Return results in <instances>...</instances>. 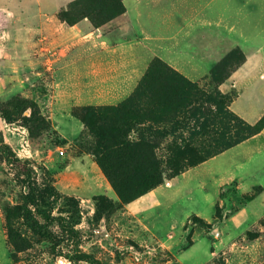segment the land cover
Listing matches in <instances>:
<instances>
[{
  "label": "rangeland",
  "instance_id": "obj_1",
  "mask_svg": "<svg viewBox=\"0 0 264 264\" xmlns=\"http://www.w3.org/2000/svg\"><path fill=\"white\" fill-rule=\"evenodd\" d=\"M53 1L0 0V108L12 103L16 119L8 124L0 117V131L22 161L34 164L38 186L37 202L26 205L20 169L0 149V264H88L69 259L76 250L102 264H264V131L175 178L164 174L162 185L122 203L96 162V137L75 116L91 106L79 104V97L97 86L80 82L78 69L59 74L58 51L52 49L73 48L80 55L84 41L59 18L74 0ZM124 4L145 17H125L122 31L111 25L105 34L143 41L138 49L145 62L158 58L185 77L181 70L193 65L177 56L182 44L201 45L205 58L210 47L221 62L234 49L247 59L264 41V0ZM203 79L196 84L215 89L211 76ZM112 85L98 88L108 92ZM218 90L231 111L238 92ZM39 210L63 218L65 227L46 221ZM33 221L42 228L34 229ZM46 231L60 241L55 253Z\"/></svg>",
  "mask_w": 264,
  "mask_h": 264
},
{
  "label": "trees",
  "instance_id": "obj_2",
  "mask_svg": "<svg viewBox=\"0 0 264 264\" xmlns=\"http://www.w3.org/2000/svg\"><path fill=\"white\" fill-rule=\"evenodd\" d=\"M125 13L124 0H74L59 12V18L68 26L88 19L100 28ZM245 61L240 49L232 50L212 69L215 89L208 91L157 58L132 95L119 105L86 106L75 111L96 137V162L122 203H131L162 185L164 174L175 178L264 131V115L249 124L226 107L228 97L218 90ZM11 104L0 108V117L8 124L16 121ZM132 133L137 134L134 140L130 139ZM0 149L5 161L20 169L17 181L28 189L23 196L25 204L34 205L38 199L34 164L22 161L1 131ZM38 213L46 221L62 222L65 227L63 218L48 211ZM27 215L32 217L31 212ZM32 226L42 228L36 221ZM43 236L55 253L61 245L58 238L50 231ZM69 259L102 264L78 250Z\"/></svg>",
  "mask_w": 264,
  "mask_h": 264
},
{
  "label": "crops",
  "instance_id": "obj_3",
  "mask_svg": "<svg viewBox=\"0 0 264 264\" xmlns=\"http://www.w3.org/2000/svg\"><path fill=\"white\" fill-rule=\"evenodd\" d=\"M57 1L54 0V4ZM70 1L72 0L65 3L67 4ZM125 17L140 20L145 17V14L141 11L129 12L127 10L124 15L100 28H95L88 19L74 26L67 25L65 27L67 31L78 32L82 41H84L78 52L80 55H77V50L74 52L73 48L69 53L67 48H57V45L52 47V49L56 48L58 51L55 55L59 56L56 59L61 66L58 71L59 74H70L78 69L80 76L83 77L79 79L80 82L97 86L95 93L91 91L82 93L79 97L82 103L79 104L103 106L121 103L132 95L145 76L150 63L149 61L145 62L146 57L144 56H146V53L138 49V44L143 41L135 39V41L129 42L122 35L105 34V28L111 25L113 27L119 25L121 30L123 18ZM139 24L141 22H132L135 27ZM201 32L203 31L198 34L200 35ZM209 32H211V29H209ZM262 43L252 55L247 56L245 63L220 85V89L224 93L233 88L236 89L238 92L237 97L232 101L230 109L249 124H255L264 115V41ZM208 49L207 58L201 54V45L193 44L189 48L188 45L182 44V47L178 50V57L191 59L193 70H180L195 83L203 82L204 77L211 76L212 69L220 61V57H217V51L210 50V47ZM129 59H131V63ZM101 83L114 85H112L110 91L105 92V90L102 91L98 88ZM80 127L84 128L83 125H80ZM258 136L256 135L237 146L247 145L256 140Z\"/></svg>",
  "mask_w": 264,
  "mask_h": 264
}]
</instances>
